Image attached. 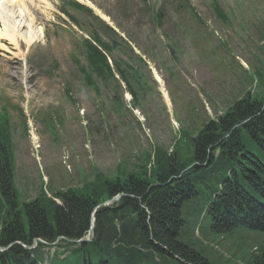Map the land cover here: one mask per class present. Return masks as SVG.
<instances>
[{"label":"rangeland","instance_id":"obj_1","mask_svg":"<svg viewBox=\"0 0 264 264\" xmlns=\"http://www.w3.org/2000/svg\"><path fill=\"white\" fill-rule=\"evenodd\" d=\"M65 1L71 0L28 3L35 22L30 31L42 28V37L29 46L18 39L19 53L7 43L10 52L0 51V125L11 134L21 210L26 202L70 189L103 193L106 181L125 180L130 173L141 172L154 183L166 167L155 150L186 166L205 124L247 95L264 101V0H77L92 9L89 15ZM215 4L227 20L217 17ZM96 17L106 18L143 59L141 64L123 57L142 74V89L128 79L136 97L118 76L120 88L98 82L97 92L79 74L73 58L84 63L82 42L94 31L106 41ZM28 32L24 27L18 34ZM115 95L123 103L116 108ZM204 205L202 196L184 205L179 240L213 264H240L254 235L245 240L239 231L211 233L210 218L204 212L198 218ZM59 242L17 243L28 251L47 244L52 254Z\"/></svg>","mask_w":264,"mask_h":264},{"label":"trees","instance_id":"obj_2","mask_svg":"<svg viewBox=\"0 0 264 264\" xmlns=\"http://www.w3.org/2000/svg\"><path fill=\"white\" fill-rule=\"evenodd\" d=\"M65 2L77 13L93 14L74 1ZM215 6L217 17L227 20ZM62 13L79 26L68 12ZM97 21L106 41L92 32L81 44L84 63L73 58L83 82L98 92V82L120 88L118 76L136 97L128 79L142 89V74L123 57L129 61L135 57L141 64L143 59L133 55L127 41ZM115 99L114 108L123 104L118 95ZM11 146V134L0 125V248L8 247L0 251V264H213L179 240L185 225L182 209L199 196L205 205L198 218L203 212L210 218L211 233L239 231L245 240L254 235V242L240 255V264H264V101L247 95L226 114L205 124L193 139L192 161L186 166L175 156L167 158L155 150L158 162L166 167L159 168L154 183L141 178V172L130 173L125 180L106 181L103 193L70 189L26 202L23 212L15 193ZM118 195L122 196L118 201L96 211L89 242L67 241L81 239L90 227L93 210ZM34 239L47 244L60 240V244L52 254L46 251L50 250L47 244L38 243L30 251L21 247L22 243L32 245Z\"/></svg>","mask_w":264,"mask_h":264},{"label":"bare ground","instance_id":"obj_3","mask_svg":"<svg viewBox=\"0 0 264 264\" xmlns=\"http://www.w3.org/2000/svg\"><path fill=\"white\" fill-rule=\"evenodd\" d=\"M33 1L34 0H0V51L10 52L6 47L7 43L8 45H12L19 53L20 44L18 39L24 42L23 44L29 46L42 37V28L37 30V33L30 31V26L35 22L27 10V4H31ZM14 9H16V12L18 13L17 18H19V22H17V18H15L16 14H11V11L15 12ZM101 18L106 21V18ZM24 27L29 28L28 34L25 36H19L18 31L24 29ZM19 55L20 54H18V56ZM156 79L161 85V80L157 76ZM162 92L165 100H167L166 93L163 90Z\"/></svg>","mask_w":264,"mask_h":264},{"label":"water","instance_id":"obj_4","mask_svg":"<svg viewBox=\"0 0 264 264\" xmlns=\"http://www.w3.org/2000/svg\"><path fill=\"white\" fill-rule=\"evenodd\" d=\"M119 198V197H118ZM118 199H112V200H108L102 204H99L92 212L91 216H90V227H89V231H88V234H87V237L86 238H81L79 241H77V243H82V242H86L88 240L91 239V235L93 234V229H94V221H95V214H96V211L99 209V208H102V207H107L109 206L113 201H117ZM90 235V236H89ZM8 250V247L4 248V249H1L0 248V251L3 252V251H7Z\"/></svg>","mask_w":264,"mask_h":264}]
</instances>
